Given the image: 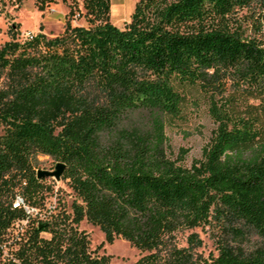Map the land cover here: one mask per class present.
<instances>
[{
	"label": "trees",
	"instance_id": "trees-1",
	"mask_svg": "<svg viewBox=\"0 0 264 264\" xmlns=\"http://www.w3.org/2000/svg\"><path fill=\"white\" fill-rule=\"evenodd\" d=\"M68 6L61 33L20 40L16 25L0 45V231L25 221L9 234L18 264H113L82 219L146 251L138 264H264V247L242 245L246 231L264 236V0H137L122 27L109 0ZM188 100L214 126L186 166L165 127ZM40 154L64 162L68 206L41 212L52 186ZM17 193L37 211L14 206ZM211 223L230 237L215 253L197 250L196 231L177 240Z\"/></svg>",
	"mask_w": 264,
	"mask_h": 264
},
{
	"label": "rangeland",
	"instance_id": "rangeland-1",
	"mask_svg": "<svg viewBox=\"0 0 264 264\" xmlns=\"http://www.w3.org/2000/svg\"><path fill=\"white\" fill-rule=\"evenodd\" d=\"M109 1L110 21L119 27L124 26L129 21L137 0ZM70 2L72 0H54L43 9H39L35 0H0V45L11 38V31L16 25L18 26L16 38L20 40L30 32H38L41 27L42 31L49 36L61 33L68 18L67 12ZM79 8L82 9L81 1H79ZM71 23H85L79 10H75L72 14ZM247 32L251 33L252 29L248 27ZM233 81L231 77L225 79L227 91L234 88ZM213 126L214 122L206 102L188 100L183 105L181 112L165 127L168 155L178 163L189 166L193 159L201 156L202 145L207 141ZM0 132H2L1 127ZM38 158V168L54 169L55 163L50 156L40 154ZM44 178L52 186V189L47 192L45 207L41 209V212H46L47 208H54L58 202H64L65 206H68L72 198V191L67 180L62 177L56 179L54 176H45ZM24 222L22 221L21 225L16 224L13 229L9 230V234L16 235L22 229ZM78 227L88 233L90 248L97 249L99 253L109 254L113 264H138L139 257L146 253L122 237H117L112 242L105 241L104 234L99 227L86 219H82L78 223ZM192 230L196 231L201 238V244L197 250L204 255L209 252H216L215 241L218 237L227 236L230 238L223 228L211 223L178 232L177 240L180 244H185L186 235ZM246 233L247 235L242 242L246 249L264 247V236L256 232L246 231ZM9 240H12L11 236ZM11 246L13 247L14 244L11 243L10 248Z\"/></svg>",
	"mask_w": 264,
	"mask_h": 264
},
{
	"label": "built area",
	"instance_id": "built-area-1",
	"mask_svg": "<svg viewBox=\"0 0 264 264\" xmlns=\"http://www.w3.org/2000/svg\"><path fill=\"white\" fill-rule=\"evenodd\" d=\"M26 36L31 37L32 32L28 33ZM13 205L22 206L27 212L37 211V208L33 206H29L24 201L21 194L19 193L15 195V200L13 201ZM16 224H19V222H16ZM14 262L18 264L19 259L11 253L10 240H9V227H6L5 229L0 231V264H13Z\"/></svg>",
	"mask_w": 264,
	"mask_h": 264
},
{
	"label": "water",
	"instance_id": "water-1",
	"mask_svg": "<svg viewBox=\"0 0 264 264\" xmlns=\"http://www.w3.org/2000/svg\"><path fill=\"white\" fill-rule=\"evenodd\" d=\"M64 162H57L55 164L54 169H43V168H38L37 169V176L38 177H44V176H54L56 179L61 177V174L64 169Z\"/></svg>",
	"mask_w": 264,
	"mask_h": 264
}]
</instances>
